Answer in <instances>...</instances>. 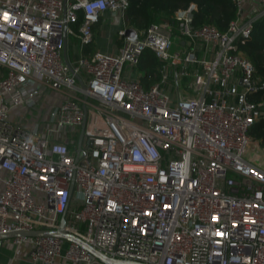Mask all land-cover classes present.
Listing matches in <instances>:
<instances>
[{"label":"built area","instance_id":"2783aa9c","mask_svg":"<svg viewBox=\"0 0 264 264\" xmlns=\"http://www.w3.org/2000/svg\"><path fill=\"white\" fill-rule=\"evenodd\" d=\"M234 1L223 31L196 24L191 2L123 25L116 52L88 54L101 13L123 16L129 0H66L65 16L64 0H0V232L56 228L65 213V230L111 257L264 264V148L249 134L264 117V80L240 48L264 0L250 15ZM145 49L162 62L147 87L123 72ZM48 89L63 98L37 127L12 119ZM12 239L40 264L96 259L56 235Z\"/></svg>","mask_w":264,"mask_h":264},{"label":"trees","instance_id":"16d2710c","mask_svg":"<svg viewBox=\"0 0 264 264\" xmlns=\"http://www.w3.org/2000/svg\"><path fill=\"white\" fill-rule=\"evenodd\" d=\"M191 2L196 4V9L193 10L196 24L211 23L222 31L227 28L229 21L238 12L234 0H129V5L124 11V18L129 25L145 27L165 17L176 8L185 7ZM81 16L80 14V19ZM99 19L93 24V31ZM90 44H87L85 49ZM240 48L254 65L256 73L264 80V16L254 20L251 33ZM139 63L141 67L147 68L146 75L158 76L160 62L150 49L143 51ZM155 80L149 79V83ZM261 97H264V88L256 95V98ZM249 134L258 139L264 148V117L255 120L249 129Z\"/></svg>","mask_w":264,"mask_h":264},{"label":"crops","instance_id":"0c3cea01","mask_svg":"<svg viewBox=\"0 0 264 264\" xmlns=\"http://www.w3.org/2000/svg\"><path fill=\"white\" fill-rule=\"evenodd\" d=\"M256 7L257 3L255 0H243L244 15L253 14L255 12ZM123 25H129L126 22L124 15L122 16L119 13H115L111 10H104L101 13L98 24L97 26H95V29L93 31V40L91 44L88 45L89 47L87 46L86 49L84 48L85 53L92 54L95 51L107 53L116 52L122 43L121 39L118 36V29ZM77 56V37L75 35L69 34L66 37L65 57L69 61V63H72L75 61ZM147 71V68L141 67L140 63L134 66L130 65L129 63H125L123 68V72L126 76L139 78L146 87L152 83H149V79H158L159 77V73L158 76L155 77L150 74L146 75ZM79 77L81 79L80 75ZM62 98L63 95L60 91L48 89L41 93V95L38 97L36 105H43L44 102L47 103L48 101L50 105H52L53 103H57L62 100ZM36 105L34 106V108L36 107ZM20 108L22 107H14L11 111V117L15 113V110ZM38 109L41 110L44 109V107H38ZM0 262L4 264H40L30 258L28 254L27 243L24 242L17 244L13 241L12 238L0 239ZM53 264L69 263L66 261V259H64V257L56 256ZM90 264L102 263L95 259Z\"/></svg>","mask_w":264,"mask_h":264},{"label":"water","instance_id":"95a60500","mask_svg":"<svg viewBox=\"0 0 264 264\" xmlns=\"http://www.w3.org/2000/svg\"><path fill=\"white\" fill-rule=\"evenodd\" d=\"M65 7H66V0H64V7H63V16H65ZM65 37V34H64ZM64 59L66 63L70 66L69 61L65 57V45H64ZM78 79H80L79 75L77 74ZM81 81V79H80ZM83 86L84 83H82ZM84 123V121H83ZM83 137V127L80 131V134L78 136V141H77V155L78 157V152L81 149V141ZM72 185V183H71ZM65 224V213H62L59 219V225L56 228H33V229H14L6 232H0V239H5V238H12L16 236H35V235H56L61 238H64L66 240L74 241L81 245L82 247L86 248L91 252L92 257L96 258L99 262L103 264H147L144 263L140 260L136 259H123V258H117V257H111L106 254H104L102 251L98 250L96 247L93 245L87 243L84 241L82 238L79 236L75 235L74 233H71L63 228Z\"/></svg>","mask_w":264,"mask_h":264},{"label":"rangeland","instance_id":"374dc122","mask_svg":"<svg viewBox=\"0 0 264 264\" xmlns=\"http://www.w3.org/2000/svg\"><path fill=\"white\" fill-rule=\"evenodd\" d=\"M174 48L175 47H173V49ZM159 62H160V68H161L162 62L160 60H159ZM189 78H190L189 76H186L185 79H183V85L184 86H186V82L188 80H190ZM50 106L51 105L48 101L47 103L44 102L43 105H36V107L35 108L33 107L34 109L32 108V110H30L29 112L26 111V108L16 109L15 113L12 115V119L22 121V124L28 128H35L38 126L39 122L43 121V119L46 116V109L48 110L50 108ZM38 107L39 108L44 107V109L39 110ZM77 135H79V134H77ZM258 142H259V140H258Z\"/></svg>","mask_w":264,"mask_h":264}]
</instances>
